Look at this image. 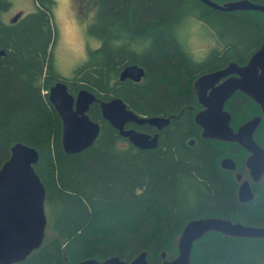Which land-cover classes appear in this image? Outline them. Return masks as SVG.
<instances>
[{
	"label": "trees",
	"instance_id": "1",
	"mask_svg": "<svg viewBox=\"0 0 264 264\" xmlns=\"http://www.w3.org/2000/svg\"><path fill=\"white\" fill-rule=\"evenodd\" d=\"M96 1L88 28L101 43L63 79L73 94L85 87L96 95L88 113L100 129L90 146L69 153L62 146L61 117L48 99L49 86L61 78L53 63L54 0H35L36 8L13 22L3 20L9 1L0 0V166L17 141L37 149L33 166L45 187L47 216L42 243L11 264H74L111 255L128 264L142 250L149 264H160L161 250L175 255L176 238L192 217L264 224V178L251 182L255 195L241 202L233 171L220 165L230 155L237 168L244 167L247 151L234 141L203 138L193 119L199 107L195 78L230 60L244 63L264 39V11L221 10L201 0ZM190 16L204 22L217 41L198 60L178 34ZM129 63L143 66L140 80L119 78ZM113 95L138 114L169 117L156 146L137 147L103 118L99 100ZM225 108L234 127L261 113L240 91ZM254 137L264 146V114ZM191 262L264 264V238L208 231L194 241Z\"/></svg>",
	"mask_w": 264,
	"mask_h": 264
},
{
	"label": "water",
	"instance_id": "2",
	"mask_svg": "<svg viewBox=\"0 0 264 264\" xmlns=\"http://www.w3.org/2000/svg\"><path fill=\"white\" fill-rule=\"evenodd\" d=\"M221 10L253 9L264 11V4L253 0H201ZM17 11L10 21L20 17ZM264 25V19H262ZM3 49H0V54ZM143 66L129 63L122 67L120 79L140 80ZM193 89L201 108L195 111L193 119L201 128L203 138H215L237 142L246 151L244 168L250 179L241 178L236 173L237 197L241 202L253 199L251 182L264 175V146L254 137V132L264 114V39L247 57L244 63L228 61L223 67L199 74ZM236 91L250 96L260 107L261 113L254 114L236 127L231 124L232 113L225 108V102ZM48 99L53 104L62 122V146L66 152L75 153L90 146L96 139L100 125L89 116L88 109L98 99L89 89L81 87L74 95L64 79L55 80L48 90ZM99 107L105 118L128 141L140 148L157 145L159 130L169 123L163 115L138 114L128 108L117 95L100 99ZM149 124L157 128L153 133L126 127V122ZM194 139H189L192 144ZM38 159L37 149L17 141L10 149V155L0 166V264H11L24 259L37 248L44 239L47 216L44 208L45 187L33 164ZM220 165L235 169L236 161L230 156L221 157ZM208 231H218L226 235L264 238V224H249L222 215H203L188 219L176 238L177 252L168 257L161 250L160 264H192L191 251L194 241ZM147 251H140L128 264H149ZM74 264H125L118 255L105 259L88 257Z\"/></svg>",
	"mask_w": 264,
	"mask_h": 264
},
{
	"label": "rangeland",
	"instance_id": "3",
	"mask_svg": "<svg viewBox=\"0 0 264 264\" xmlns=\"http://www.w3.org/2000/svg\"><path fill=\"white\" fill-rule=\"evenodd\" d=\"M8 1L9 6L2 13L4 21H10L19 10L26 13L36 8L35 0ZM97 8L96 0H54L51 17L57 36L53 44V63L62 79L71 77L75 68L89 57L90 50L101 43V38L88 28ZM183 20L185 22L178 29L180 39L194 59H202L217 41L201 20L193 16ZM239 168L244 177L251 180L246 169Z\"/></svg>",
	"mask_w": 264,
	"mask_h": 264
},
{
	"label": "flooded vegetation",
	"instance_id": "4",
	"mask_svg": "<svg viewBox=\"0 0 264 264\" xmlns=\"http://www.w3.org/2000/svg\"><path fill=\"white\" fill-rule=\"evenodd\" d=\"M242 64V63H241ZM75 94H76V92H75ZM74 94V95H75ZM108 99V98H107ZM198 101V100H197ZM198 105H199V107L196 109V110H198L199 108H201V105L199 104V102H198ZM195 110V111H196ZM195 111H194V113H195ZM194 115V114H193ZM143 125V124H142ZM198 125V124H197ZM125 126L126 127H130V126H133V127H135V128H137V129H139V130H141L139 127H141L140 125H138V124H135L134 122H131V121H129V122H126L125 123ZM151 126H153V125H151ZM199 126V125H198ZM154 127V126H153ZM200 127V126H199ZM156 128V127H155ZM163 129V128H162ZM201 129V128H200ZM161 130V129H160ZM159 130V131H160ZM143 131H146V130H143ZM155 131H157V128H156V130ZM158 131V132H159ZM148 132V131H147ZM154 132V131H153ZM153 132H151V133H153ZM200 132H201V130H200ZM158 137H159V135H158ZM194 139V137H191L190 139ZM194 142V141H193ZM188 143H189V141H188ZM190 144V143H189ZM246 158V157H245ZM228 169V168H227ZM230 170H232L233 171V175L235 176V179H236V173L237 172H240L241 174H242V176H241V178H246V177H244V175H243V173H242V169L241 168H237V166H236V168L235 169H230ZM245 171H247V169L245 170ZM247 173H248V171H247ZM248 175H249V173H248ZM249 177H250V175H249ZM251 178V177H250ZM264 178V175H262V177L260 178V180H258V181H256V183L257 182H260L262 179ZM251 181V180H250ZM236 182H237V185H238V180L236 179ZM253 189V188H252ZM254 191V190H253ZM254 195H255V192H254ZM237 220V219H236ZM240 220V219H239ZM243 222V221H242Z\"/></svg>",
	"mask_w": 264,
	"mask_h": 264
}]
</instances>
